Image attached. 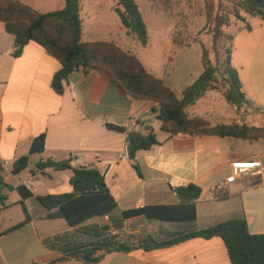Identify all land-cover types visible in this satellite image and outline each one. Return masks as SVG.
Returning <instances> with one entry per match:
<instances>
[{
	"label": "crops",
	"instance_id": "crops-1",
	"mask_svg": "<svg viewBox=\"0 0 264 264\" xmlns=\"http://www.w3.org/2000/svg\"><path fill=\"white\" fill-rule=\"evenodd\" d=\"M20 1L41 12L60 9L65 4V0ZM116 5H112L114 10ZM103 9L101 2L96 5L97 14H102ZM250 18L248 31L252 32ZM83 40L114 41L125 49L134 43L125 28L115 30L102 20L89 25L84 21ZM13 44L14 35L0 22V161L5 181L13 186L6 189L7 206L0 213V264H46L63 256L65 259L56 264H232L226 244L218 235L191 237L156 248L106 252L94 263L84 262L78 254L69 255V251L106 237L121 242H136L146 236L164 240L232 218H243L251 233L264 234V138L172 134L162 129L157 113L152 112L155 103L127 93L108 70L73 71L65 90L59 93L52 83L60 61L35 41L26 43L19 55L13 54ZM234 54L235 50L232 61ZM185 72L192 78L189 84L180 80ZM238 73L244 87L239 70ZM157 74L181 93L200 73L193 77L191 69L185 70L175 58L172 72ZM199 102L200 99L191 106ZM242 116L231 120L247 123V117ZM222 117L224 122H232ZM146 126L153 129L158 142L137 151L140 177L125 146L129 132L147 134L150 128ZM42 133L44 150L30 153L33 140ZM26 154L29 163L23 178H18L19 172L13 173V163ZM47 159L99 168L105 173L116 206L75 225L68 222L59 207L46 208L39 195L74 191L70 168L33 171L39 160ZM234 160H260L261 176L230 179ZM222 180H226L225 185L217 188ZM188 183L201 186L194 220L171 221L145 214L124 216L125 211L145 205L178 203L175 188ZM19 185L32 195L23 197L17 189ZM20 222L23 223L15 227Z\"/></svg>",
	"mask_w": 264,
	"mask_h": 264
},
{
	"label": "trees",
	"instance_id": "trees-1",
	"mask_svg": "<svg viewBox=\"0 0 264 264\" xmlns=\"http://www.w3.org/2000/svg\"><path fill=\"white\" fill-rule=\"evenodd\" d=\"M233 4V10L217 13L213 18L212 48L214 60L205 50L202 55V71L198 77L187 85L181 93L168 86L164 79L151 71L140 60L138 54L108 40H83L84 18L81 0H65L62 8L41 12L20 0H0V22L5 29L14 35L13 54L19 55L26 43L35 41L52 53L61 63L54 74L53 87L59 93L65 90L68 76L73 71L91 69L108 70L124 90L135 98L148 99L155 104L152 112L157 113L161 127L172 134L186 135L215 134L220 137H237L249 140L264 138V126L253 128L246 122L211 121L201 115L189 116L187 107L205 97L208 91L217 88L218 83L224 86L223 95L227 102L237 109L244 107L247 97L237 68L232 63V45L224 46L226 40L233 36L225 34V26L236 20L243 21L237 30H250L248 18L259 16L264 19V0H219ZM115 11L125 28L127 36L148 45L150 35L148 22L141 10L139 0H117ZM224 46V56L221 49ZM110 127L125 130L124 126ZM147 134L129 132L126 139L128 157L137 174L142 177L137 151L149 149L158 140L150 126ZM45 134L37 136L31 145L30 153L43 151ZM29 163V155L19 157L14 163V170H24ZM47 167L72 169L70 178L74 191L71 193L39 195V201L48 209L59 207L71 225L84 221L93 215H103L116 206L110 194L105 174L96 166H75L71 160H39L34 172ZM6 189L13 186L5 181L4 168L0 161V213L7 206ZM23 197L32 195L23 185L17 187ZM179 199L174 204L145 205L138 209L124 212V216L145 214L171 221H191L197 216L196 200L201 194V186L195 183L180 185L175 188ZM28 217L25 219V221ZM23 222L15 225L19 226ZM14 227V226H13ZM218 235L223 238L232 264H264V234H253L243 218H232L205 228L188 232H179L168 239L157 240L146 236L136 242H121L111 237L105 240L72 248L69 255L78 254L84 262L99 261L106 252L130 250L136 247L156 248L171 245L191 237L210 238ZM65 257L54 259L46 264H56Z\"/></svg>",
	"mask_w": 264,
	"mask_h": 264
},
{
	"label": "rangeland",
	"instance_id": "rangeland-1",
	"mask_svg": "<svg viewBox=\"0 0 264 264\" xmlns=\"http://www.w3.org/2000/svg\"><path fill=\"white\" fill-rule=\"evenodd\" d=\"M100 2L104 9L102 14H97L96 5ZM139 2L148 22L150 40L148 45L133 40L134 43L129 49L133 48L143 62L150 66L151 71L170 73L173 71L174 59L178 58V63L183 65L185 70L191 69L194 77L202 71V55L205 50L212 60L215 59L212 48L213 18L219 12L232 11V3L224 1L220 4L219 0ZM115 3L117 0H83L81 13L85 23L89 25L102 20L115 30L120 27L124 30L118 14L112 7ZM260 20L259 17L250 18L254 28L252 32L247 29H243L244 32L238 31V26H243L244 22L236 20L234 16L231 24L224 27L225 34L233 36L232 41L226 40L224 46L231 44L233 51L235 50L232 63L240 71L244 81L243 89L247 93V103L240 109L229 104L223 95L224 86L218 83L216 89L208 91L212 97L200 98L196 106L187 107L189 116H205L211 124H218L224 122L222 116L232 121L231 119L236 118L238 120L243 114L242 118L247 117V123L256 124L253 128L264 126V21ZM224 46L221 49L223 56ZM180 80L189 84L192 78L189 72H185ZM23 176L24 170L17 175L18 178Z\"/></svg>",
	"mask_w": 264,
	"mask_h": 264
},
{
	"label": "built area",
	"instance_id": "built-area-1",
	"mask_svg": "<svg viewBox=\"0 0 264 264\" xmlns=\"http://www.w3.org/2000/svg\"><path fill=\"white\" fill-rule=\"evenodd\" d=\"M126 152L128 154L127 147H126ZM230 167H231L230 179L245 177V176H253L257 178L261 176L263 171V164L260 160H234L231 162ZM225 183L226 180H222L217 185V188L223 187Z\"/></svg>",
	"mask_w": 264,
	"mask_h": 264
},
{
	"label": "water",
	"instance_id": "water-1",
	"mask_svg": "<svg viewBox=\"0 0 264 264\" xmlns=\"http://www.w3.org/2000/svg\"><path fill=\"white\" fill-rule=\"evenodd\" d=\"M18 172H20V170H13V173H18Z\"/></svg>",
	"mask_w": 264,
	"mask_h": 264
}]
</instances>
